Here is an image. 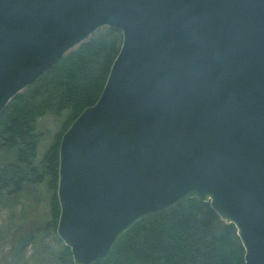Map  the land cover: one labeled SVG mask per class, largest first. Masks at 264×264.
I'll use <instances>...</instances> for the list:
<instances>
[{
	"label": "water",
	"instance_id": "95a60500",
	"mask_svg": "<svg viewBox=\"0 0 264 264\" xmlns=\"http://www.w3.org/2000/svg\"><path fill=\"white\" fill-rule=\"evenodd\" d=\"M101 27L120 50L58 151L73 264L190 198L264 264V0H0V112Z\"/></svg>",
	"mask_w": 264,
	"mask_h": 264
},
{
	"label": "trees",
	"instance_id": "16d2710c",
	"mask_svg": "<svg viewBox=\"0 0 264 264\" xmlns=\"http://www.w3.org/2000/svg\"><path fill=\"white\" fill-rule=\"evenodd\" d=\"M121 43L119 30L97 29L0 112V149L11 158L0 166V197L45 184L50 211L46 227L53 231L59 216L56 189L61 136L98 99ZM64 111L67 115L51 145L38 158V120L47 114L61 116ZM236 232L209 202L190 198L137 221L116 240L106 258L93 264H244ZM36 238L34 232L23 233L15 238L12 249L21 254ZM58 242L55 264H73L70 248Z\"/></svg>",
	"mask_w": 264,
	"mask_h": 264
},
{
	"label": "rangeland",
	"instance_id": "374dc122",
	"mask_svg": "<svg viewBox=\"0 0 264 264\" xmlns=\"http://www.w3.org/2000/svg\"><path fill=\"white\" fill-rule=\"evenodd\" d=\"M66 115L67 111L61 116L47 114L38 120V158L51 145L53 136ZM9 158L0 149V166L11 161ZM49 219V194L45 184L33 189L25 186L21 192L0 197V264H55L53 257L61 245L56 231L46 227ZM26 232H34L37 238L21 254H15L12 249L13 241Z\"/></svg>",
	"mask_w": 264,
	"mask_h": 264
}]
</instances>
